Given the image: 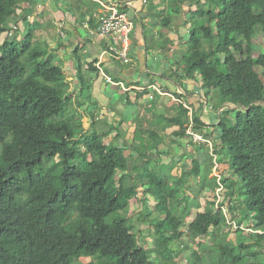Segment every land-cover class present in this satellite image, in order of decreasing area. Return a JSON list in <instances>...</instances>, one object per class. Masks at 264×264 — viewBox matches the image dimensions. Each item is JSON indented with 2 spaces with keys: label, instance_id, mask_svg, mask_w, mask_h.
<instances>
[{
  "label": "trees",
  "instance_id": "16d2710c",
  "mask_svg": "<svg viewBox=\"0 0 264 264\" xmlns=\"http://www.w3.org/2000/svg\"><path fill=\"white\" fill-rule=\"evenodd\" d=\"M46 1L0 0V36L15 32L13 39L0 45V264H74L82 258H95L97 264H167L172 260V244L186 233L193 241L207 237L212 242L205 254L192 252L190 264H264V79L254 70L256 65L264 71V53L256 59L248 53L238 61L232 52L235 48L244 53L247 35L257 31L264 35V0H167L161 28L177 38L159 35L161 50L172 51L168 63L176 67L172 73L177 81L198 83L205 107L218 111L211 126L199 116L201 111H193L191 131L208 139L205 130L210 127L218 139L211 140L207 165L193 160L179 178H171V168L157 158L149 160L146 153L157 154L156 145L169 135L201 148L187 134L190 120L183 104L178 105V113L165 118L157 110L160 92L154 89L155 99L143 108L144 116L132 122V144L137 150L119 132L121 120L117 126L110 125L116 135L107 141L110 132L99 134L98 117L93 110L86 111L91 127L84 130L78 109L97 105L91 97L90 74H98L94 66L98 54L92 57L86 45L90 62L84 58L88 56L79 55L78 48L68 58L77 83L72 92L57 50L32 43L36 26L28 22L32 15L27 12ZM54 5L64 6L74 17V31L85 24L97 27L92 13L99 9L98 3L54 0ZM152 5L150 0L149 12ZM20 21L24 30L18 40ZM185 26L186 44L181 40ZM65 33L75 42L77 32L73 37ZM116 65L130 68L104 64V73L128 88L127 81L120 82L122 68L118 72ZM148 93L147 89L137 93L135 102ZM128 96L125 92L126 105H131ZM171 128L178 129L170 134ZM127 151L139 153L138 158L125 157ZM138 162H142L140 169ZM224 164L233 180L220 174V206L232 217L214 210V202L191 212L187 179L197 180L198 198H207L219 185L216 178H209L212 166ZM130 169L134 175L124 191L115 176H129ZM139 188L154 199L153 212L140 216L153 234L152 246L139 244L127 215L130 199L137 197ZM187 218L190 222L184 230ZM82 220L91 222L90 231ZM247 229L253 231L251 236ZM231 234L234 241H227Z\"/></svg>",
  "mask_w": 264,
  "mask_h": 264
},
{
  "label": "rangeland",
  "instance_id": "374dc122",
  "mask_svg": "<svg viewBox=\"0 0 264 264\" xmlns=\"http://www.w3.org/2000/svg\"><path fill=\"white\" fill-rule=\"evenodd\" d=\"M36 3H39L40 0H35ZM157 4V5H156ZM39 5V4H36ZM154 9L150 12V16L153 18V21L156 22L155 26L160 27V20L165 15L166 10H168V2L167 0H155L154 1ZM171 5V1H170ZM25 8H27V5H24ZM23 6V8H24ZM146 6H150V0H148V3L144 5L142 8V14H145V16L149 17V14H146L147 9ZM153 6V5H152ZM66 8L64 6L57 7L54 5V0H47L43 5H39L38 7H35L33 9H29L27 12L28 14H31V17H28V22L30 24H33L34 31H33V45L36 46L39 44L40 47H43L45 45L49 46V49L51 51L57 50V53L59 54L62 63H63V72L66 76V81L70 84L71 91L73 92V89L77 86V83L74 79V65L72 64V60L68 61V58H72L73 51L78 48L79 49V55L80 56H88L87 47L89 44H91V40L94 38H91L90 33L88 29L84 26H77L76 31H74L73 25H70L71 18H68V14L64 11ZM143 10L145 11L143 13ZM128 15L131 17V19L134 22V30L132 32V35L130 37V40L134 39V34L140 32L141 30V24L140 22L133 18L130 12H127ZM189 12L186 11L184 14V18H188ZM71 17V16H70ZM149 17V19L151 18ZM69 20V21H68ZM17 27L20 30V33H16V36L19 39L22 38L23 33V23L20 21L17 24ZM188 26H185V28L181 29V40L186 44L188 40ZM65 30H67L70 33V37L75 36V33L77 32V38L75 42L70 45L71 40L69 41ZM164 32L166 29H163ZM60 31L63 32L64 36L61 37ZM170 32V33H169ZM168 33L173 36L175 39L177 38L174 33L171 30H168ZM15 32H10L8 34L4 33L0 36V45L3 43L5 39H13V35ZM165 34V33H164ZM96 38V37H95ZM246 43L244 44V53L239 54L235 48H232L233 56L236 60H240V58H245L248 53L251 54V57L256 59L259 54L264 53V35L261 34L259 31L252 33L250 35H247L245 37ZM61 44V45H59ZM59 45V46H58ZM87 45V47H86ZM95 45V43H94ZM63 50H65V54L63 53ZM133 49L131 48V56L133 55ZM170 56L172 55V51L169 52ZM174 54V53H173ZM86 61L90 62L92 58L90 56L84 57ZM85 60L83 62H85ZM135 61V57L133 59V62ZM69 62V63H68ZM107 64V63H106ZM104 66V64H103ZM174 66V65H173ZM175 67V66H174ZM176 68V67H175ZM174 68V69H175ZM255 72L262 76L264 79V71L254 65ZM86 71L88 69L86 67L83 68V74H86ZM175 71V70H174ZM173 71V72H174ZM88 73V72H87ZM177 73H180L179 71ZM174 75V73H173ZM92 83H91V97L95 99L97 102L96 106H93L92 108L88 105H85L81 108H79V116L81 117L82 121V127L84 130H89L91 127V122L87 116L86 111L93 110L95 115L98 117L97 121V132L99 134H105L110 132L107 141L112 140L116 132L114 129L112 130L110 125L117 126V124L122 121L119 125V132L123 135L125 141H127L130 145L132 144V135L134 132L135 125L132 123L136 117L141 118L144 116L145 112L143 108L151 101L155 99V95L153 94L154 90L150 87V93L148 97H145L141 99L139 102H135V95L134 92L139 91H133L129 89V91H132L128 96V100L131 105H126V100L124 99V93L125 91L121 86H112L108 83H106L103 80V77L101 74L92 73L90 74ZM177 76V75H176ZM175 76V77H176ZM99 77L101 80H99ZM194 85L197 87L198 83H194ZM160 87V86H159ZM158 85L156 86V89L158 88L160 90L159 94V103L157 104V110L159 113H161L162 116L165 118H170L177 112V107L180 104L177 101H174L171 96H167L165 93H169L166 89L159 88ZM156 92V91H155ZM203 94V93H202ZM131 96V97H130ZM135 102V103H134ZM188 102V103H187ZM186 105H191L193 111L196 113L200 112L198 108L199 104H189L191 101H187ZM75 106L78 102H74ZM182 103V102H181ZM213 103L212 98H210V104ZM164 105V106H163ZM202 105V104H201ZM74 106V107H75ZM210 107V105L208 106ZM195 108V109H194ZM88 109V110H87ZM176 109V111H175ZM197 109V110H196ZM218 112V111H217ZM216 112V113H217ZM163 113V114H162ZM214 113L210 108L206 110V113L204 111L200 112L201 118L206 122L207 124H215L216 123V117L218 114ZM195 114V113H194ZM198 114V113H197ZM89 115V114H88ZM148 115V114H147ZM148 116L157 117V115H152L149 113ZM160 116V115H159ZM216 116V117H215ZM148 121L151 123L152 121L148 119ZM147 121V124H148ZM144 123V122H143ZM146 122L142 124V126H147ZM143 126V127H144ZM150 126V124H149ZM178 128H171L169 130V133H173L174 130H177ZM176 132V131H175ZM206 134H208V139L206 141H209V143H195L197 146H201L200 149H194L195 146L193 143H188L187 139H179L178 137H174L172 135H169L164 142L157 144L155 141L154 144L156 145V152H149L146 153L149 157V160H155L156 158L160 160L161 162H164L168 165L167 168H171V178H179L181 176L182 172H187L191 166L193 160H198L202 162V166L207 165V152L211 154L212 148L210 145L214 139H218V134L215 133L213 128L208 127V129L205 130ZM168 133V131L166 132ZM189 133V131H188ZM162 134V132H161ZM198 136V135H197ZM212 140V141H211ZM119 143L121 140L118 141ZM202 142V141H201ZM7 145H10L11 142L9 140L6 141ZM206 145L207 148H203L202 146ZM132 149L137 150L136 147H138L136 144L131 145ZM140 150V149H139ZM139 153H131L130 151H127L125 153V157L133 156L134 159L138 158ZM141 154V153H140ZM144 157V156H143ZM214 159V156H213ZM142 162L136 163V166L138 169L140 167ZM154 169H158V165L155 164ZM228 167L226 164L223 165V167H217L212 166L211 174L209 176L210 179L216 178L218 180L219 174H223L226 178L232 179V176H230L227 170ZM221 170V171H219ZM131 175L120 174L116 175V181L119 186L123 188L124 191H128L130 188V184L132 182V175H134L133 170ZM233 180V179H232ZM197 180L193 179H187V186L186 189H190L191 195V202H188V207L191 209V212L194 210H202L205 208H209L214 201L213 198L215 197L213 192L207 194V198L204 197H197L196 191H197ZM221 187L216 190V192H220ZM147 200V201H145ZM153 198L148 197L147 194L144 193L143 188L138 189L137 197L130 199V208L128 212V217L132 218V221L134 223V229L133 233H135L137 236H139V244L142 245V243H145V245L152 246L153 244V234L150 229H148V226L143 223H141L142 216L148 214V210L153 212L154 202ZM181 207V206H180ZM179 207V208H180ZM238 216V214H236ZM141 216V218H140ZM227 217L230 218L232 215L227 212ZM190 222V218L185 219L184 224V230H186L188 224ZM82 225L85 227L87 231L91 230V222L89 220H82ZM234 230V229H233ZM223 228L219 232V236L222 235ZM246 234L251 236V233L253 231L251 229H247L245 231ZM189 234L186 233L183 238L176 240L172 244V249L174 252L172 253L171 257L172 260L167 264H190L192 261L191 253L194 251H197L201 254H205L210 250L212 246V242L209 238L203 237L199 238L198 240H191L189 239ZM221 237V236H220ZM142 238L143 240H140ZM231 241H234V235L231 234L229 236V239ZM170 257V258H171ZM152 260L155 262H158V258L155 257V255H152ZM169 260V259H166ZM164 260V262H166ZM74 264H97V260L95 258H82L79 261L75 262Z\"/></svg>",
  "mask_w": 264,
  "mask_h": 264
},
{
  "label": "crops",
  "instance_id": "0c3cea01",
  "mask_svg": "<svg viewBox=\"0 0 264 264\" xmlns=\"http://www.w3.org/2000/svg\"><path fill=\"white\" fill-rule=\"evenodd\" d=\"M108 5L112 4L113 2H131L133 5L132 12H135L140 24H141V30L138 33H135L134 39L131 40V48L134 50L133 55L135 57V61L133 62V65L129 67H120L119 65H116V71H120V68H122V71L119 72L121 74V79L123 78L125 81L130 84L128 89H131L133 91H139L134 92L135 100L137 93H142L143 89H147V92H149L151 89L154 90L153 87L156 88L160 86L164 90L166 89L169 93H165L167 96H171L174 101H177V99L185 101V103L189 100L191 103H197L198 108L200 111L205 110V96L202 94V90L199 86H195L193 82L190 81H177V78L175 75H173L174 68L171 67V65L168 63V60L171 58L170 54L165 51V53L162 52L163 43L162 39H159V35L170 37L171 35L168 33V30L164 32L163 28L155 26L156 22L153 21V18L150 16L149 7L146 6L147 9L146 14H149V17L145 16V14H142V7L144 6L141 2V0H103ZM153 0V7L154 5ZM105 10L99 7L97 12H93L92 14H95L99 16L101 13H104ZM145 11L143 10V13ZM166 13V12H165ZM71 16V17H70ZM68 18H71L70 25L75 24L74 17L68 13ZM69 21V20H68ZM77 28V26H75ZM143 32H146V36L143 35ZM165 33V34H164ZM72 41V40H71ZM97 41L91 40L90 50L93 51L92 57L96 56V53L98 54V45L96 43ZM73 43V42H71ZM95 43V45H94ZM169 47V46H168ZM167 50V49H166ZM65 50H63V53ZM65 54V53H64ZM133 57V59H134ZM69 63V62H68ZM122 79V80H123ZM99 80L100 77H99ZM120 80V79H119ZM124 80L120 82L124 83ZM159 87V88H160ZM159 90V89H158ZM132 91H128L130 93ZM151 95V93H148ZM149 95H145L142 97V99L145 97H148ZM131 97V96H130ZM159 96L156 97V100H158L159 103ZM141 100V99H140ZM139 100V101H140ZM138 101V102H139ZM157 103V104H158ZM188 103V102H187ZM202 104V105H201ZM164 106V105H163ZM191 106V105H190ZM193 107V106H192ZM195 109V108H194ZM196 109V110H197ZM201 117V116H200Z\"/></svg>",
  "mask_w": 264,
  "mask_h": 264
},
{
  "label": "built area",
  "instance_id": "2783aa9c",
  "mask_svg": "<svg viewBox=\"0 0 264 264\" xmlns=\"http://www.w3.org/2000/svg\"><path fill=\"white\" fill-rule=\"evenodd\" d=\"M100 5L102 9L105 10L99 16L92 14V16L97 20V27L95 29L89 28L87 24L84 25L90 33L91 38L97 41L98 45V57L94 66L97 68L99 74L103 77L106 83L112 86H121L124 91V86L122 83H114L112 78L104 73L103 64H108L111 67L114 63H119L122 65H133V58L131 56V40L130 37L134 30V22L127 12H132L133 5L131 2H113L108 5L103 0H92ZM143 5L148 3V0H141ZM125 9L129 11H124ZM132 17L137 19L135 12H132ZM61 37L64 36L63 32L60 31ZM96 37V38H95ZM156 89L155 87H153ZM159 93L158 88L156 89ZM184 107L188 110V115L191 117V108L184 104ZM191 122V118H190ZM191 123L188 127L187 133L192 137L194 142H204L202 136L196 135L191 131ZM209 143V141H206ZM221 180V175L218 177V187H221L220 192H214L216 198L214 202V210L221 211L227 217V211L224 207L220 206V193L223 190V186L219 183ZM231 225L236 228L234 222H230Z\"/></svg>",
  "mask_w": 264,
  "mask_h": 264
},
{
  "label": "clouds",
  "instance_id": "9594fccd",
  "mask_svg": "<svg viewBox=\"0 0 264 264\" xmlns=\"http://www.w3.org/2000/svg\"><path fill=\"white\" fill-rule=\"evenodd\" d=\"M124 86V85H123ZM130 87V86H129ZM128 87V88H129ZM128 88H125L124 87V89H126L127 91H125V92H128L129 91V89ZM132 89V88H131ZM160 92V91H159ZM159 94H161V93H159ZM177 102H179V103H181L182 102V104H183V106H184V104L186 105V103L184 102V101H182V100H179V99H177ZM186 106H188V107H190L189 105H186ZM191 108V110H192V112H191V117H189V115H188V112H187V115H188V117H189V120H190V118H191V121H192V113H193V109H192V107H190ZM187 110V109H186ZM205 110H207V107H205ZM188 111V110H187ZM191 123V122H190ZM187 131H188V129H187ZM193 133V132H192ZM188 134V133H187ZM196 135H199V134H196ZM200 136H202V135H200ZM205 141L204 142H206V139L205 138H203ZM198 143H200V142H198ZM216 190V189H215ZM215 190H214V192H215ZM214 194V193H213ZM214 201V200H213ZM215 202V201H214Z\"/></svg>",
  "mask_w": 264,
  "mask_h": 264
}]
</instances>
